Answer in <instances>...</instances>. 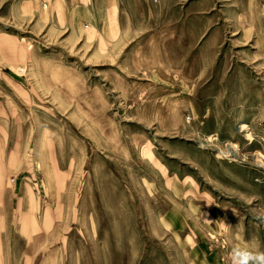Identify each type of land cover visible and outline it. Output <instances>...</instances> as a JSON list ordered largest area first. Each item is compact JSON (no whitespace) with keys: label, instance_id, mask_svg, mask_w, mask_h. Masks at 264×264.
Listing matches in <instances>:
<instances>
[{"label":"rangeland","instance_id":"374dc122","mask_svg":"<svg viewBox=\"0 0 264 264\" xmlns=\"http://www.w3.org/2000/svg\"><path fill=\"white\" fill-rule=\"evenodd\" d=\"M78 2L0 0V264L264 251V0Z\"/></svg>","mask_w":264,"mask_h":264},{"label":"crops","instance_id":"0c3cea01","mask_svg":"<svg viewBox=\"0 0 264 264\" xmlns=\"http://www.w3.org/2000/svg\"><path fill=\"white\" fill-rule=\"evenodd\" d=\"M76 4H72L70 5V8L72 9V17L76 16L78 19V23L80 24H88L91 25L93 22H95V17H94V13L92 12L93 9L91 7V5L89 4V0H84L80 1ZM75 3V2H73ZM118 0H113V2H111L108 6L110 8V22H111V28L116 29V28H120V10L118 9ZM63 9H65V7L62 4ZM78 14H80V17H78ZM76 17H75V21H76ZM107 24V22H106ZM107 26V25H106ZM109 27H107L108 29Z\"/></svg>","mask_w":264,"mask_h":264},{"label":"clouds","instance_id":"9594fccd","mask_svg":"<svg viewBox=\"0 0 264 264\" xmlns=\"http://www.w3.org/2000/svg\"><path fill=\"white\" fill-rule=\"evenodd\" d=\"M231 264H264V251L250 246H233L230 251Z\"/></svg>","mask_w":264,"mask_h":264},{"label":"bare ground","instance_id":"6f19581e","mask_svg":"<svg viewBox=\"0 0 264 264\" xmlns=\"http://www.w3.org/2000/svg\"><path fill=\"white\" fill-rule=\"evenodd\" d=\"M245 125L243 124V125H241L240 127H241V129L244 127ZM236 145L235 144H230V145H228L227 146V151L226 152H228L227 153V155H229V156H234L235 154H236ZM254 153V152H253ZM261 157V156H260ZM262 160L263 161H261V162H264V157H262ZM263 167H264V165H263Z\"/></svg>","mask_w":264,"mask_h":264}]
</instances>
